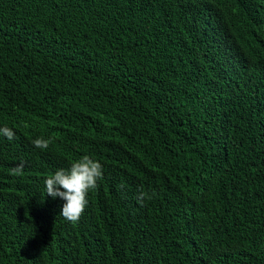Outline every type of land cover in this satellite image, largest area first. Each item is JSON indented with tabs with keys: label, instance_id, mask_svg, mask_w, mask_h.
I'll return each instance as SVG.
<instances>
[{
	"label": "trees",
	"instance_id": "16d2710c",
	"mask_svg": "<svg viewBox=\"0 0 264 264\" xmlns=\"http://www.w3.org/2000/svg\"><path fill=\"white\" fill-rule=\"evenodd\" d=\"M5 126L0 264H264V0H0ZM83 155L74 224L44 180Z\"/></svg>",
	"mask_w": 264,
	"mask_h": 264
},
{
	"label": "clouds",
	"instance_id": "9594fccd",
	"mask_svg": "<svg viewBox=\"0 0 264 264\" xmlns=\"http://www.w3.org/2000/svg\"><path fill=\"white\" fill-rule=\"evenodd\" d=\"M259 80H262L260 77ZM0 133L9 141L16 138L15 132L5 126L0 127ZM52 143L51 138L38 137L32 140L34 147L47 149ZM23 162L18 164L11 171L13 174H22ZM103 165L89 155H83L78 160L71 163L70 167L58 168L55 172L47 176L44 180L45 193L53 199L59 197L64 201L60 216L70 223H78L85 207L88 204V194L99 187L98 182L103 179ZM124 187L123 184L120 185ZM156 195L153 190L151 194L146 192L143 187L138 190L136 195L137 203L144 205L145 200H150Z\"/></svg>",
	"mask_w": 264,
	"mask_h": 264
}]
</instances>
